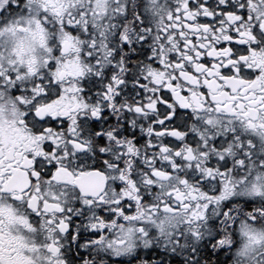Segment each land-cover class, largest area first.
Returning <instances> with one entry per match:
<instances>
[{"label": "snow or ice", "instance_id": "snow-or-ice-1", "mask_svg": "<svg viewBox=\"0 0 264 264\" xmlns=\"http://www.w3.org/2000/svg\"><path fill=\"white\" fill-rule=\"evenodd\" d=\"M0 264H264V0H0Z\"/></svg>", "mask_w": 264, "mask_h": 264}]
</instances>
